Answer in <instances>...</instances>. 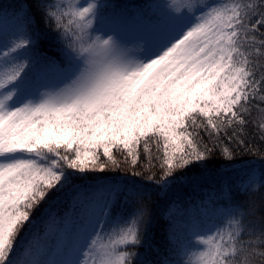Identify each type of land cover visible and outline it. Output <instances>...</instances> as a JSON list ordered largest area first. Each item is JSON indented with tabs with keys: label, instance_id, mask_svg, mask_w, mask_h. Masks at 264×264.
<instances>
[{
	"label": "snow or ice",
	"instance_id": "snow-or-ice-1",
	"mask_svg": "<svg viewBox=\"0 0 264 264\" xmlns=\"http://www.w3.org/2000/svg\"><path fill=\"white\" fill-rule=\"evenodd\" d=\"M105 10L98 2L79 7L46 0L41 12L55 24L58 48L51 57L36 52L38 37L27 14L18 18L16 31L0 34V47L11 45L3 53L10 66L0 65V264H194L191 239L182 242L174 226L167 250H154V217L145 203L151 191L135 177L146 176L158 195H167L177 181L198 183L201 177L194 179L189 168L199 163L206 169L222 135L245 124V105L257 98L264 103V95H257L264 93V65L258 76L257 63L241 51L246 42L256 44L257 34L264 48V32L257 33L264 28V0H187L179 11L165 3L132 37L142 44L139 49L127 47L113 27L89 31L93 18L108 25ZM24 54L27 65L17 63ZM37 60L53 83L31 75ZM141 147L150 163L161 159L159 178L133 172L83 183L90 172L119 168L115 152L136 166ZM234 151L222 149L231 171L213 178L221 193L227 187L229 196L233 189L259 196L258 230L264 235V159L257 177L256 163L235 158ZM257 179L259 193L251 190ZM61 198L71 200L72 218L60 242L33 251L23 234ZM121 200L128 213L119 211ZM256 210L255 201L236 205L227 231L217 227L207 239L191 222L188 230L208 245L196 264H240L237 240L247 229L257 230L254 221L246 223Z\"/></svg>",
	"mask_w": 264,
	"mask_h": 264
},
{
	"label": "trees",
	"instance_id": "trees-1",
	"mask_svg": "<svg viewBox=\"0 0 264 264\" xmlns=\"http://www.w3.org/2000/svg\"><path fill=\"white\" fill-rule=\"evenodd\" d=\"M80 0H63L65 5H75ZM216 0H200L201 4L210 3ZM224 3H248L255 4L259 0H222ZM46 0H0V34L11 33L17 30L18 18L25 14L33 20V30L38 37V45L36 52L40 56H54L58 52L56 43L55 24H49L45 21L41 12V6ZM59 3L60 0H54ZM98 3H103L106 6L104 12V20L113 27L121 35L127 37V42L134 45L138 42L133 41L138 30L144 25L145 18L153 12H162L164 0H97ZM187 0H181L180 10L183 9ZM67 10V9H66ZM15 13V15H14ZM92 28L89 29L91 31ZM264 32V28L257 29V33ZM256 44L245 43L241 46V51L245 52L249 60L257 63V75L260 74L259 65H264V48L259 46L262 37L257 34L255 37ZM4 63V57L2 56ZM27 65L28 55L24 54L23 58L17 61ZM10 66V65H8ZM30 73L40 82L53 83L54 78L46 72L42 64L37 60L33 63ZM264 95V93H259ZM248 111L245 113V124L234 125L227 135H222L220 142L213 148L209 142L208 134L201 133L204 143L213 148V155L208 159L206 169L201 167L199 163L189 168V174L196 179L201 177L198 183H190L188 181H177L171 191L165 195L161 192L159 195L152 187V183L148 182L146 176L135 177L137 180H143L145 185L151 191L150 199L145 200L152 209L154 222L151 230L152 245L154 250L164 253L169 246V233L171 226L176 229V234L182 242L190 239V231L188 225L191 222L203 221L208 226L211 222L219 223L221 231H227L228 222L232 219L229 215L236 205H247L255 201L256 212L254 216L247 217L246 223L255 222L257 230L254 234L251 228L242 233L237 240L236 258L240 264H264V235L259 232V196L256 197L246 195L244 191L233 189L231 196L228 194L227 187L223 193L219 191L218 182L213 178L217 171L230 172L231 168L226 164L227 157L221 155L222 149L228 147L230 150H235L234 155L237 159H245L251 163H256L257 171L259 172L258 162L264 159V103H260L259 99L254 103L245 105ZM237 135L233 139H229L232 133ZM243 141V143H238ZM153 155H155V145L150 144ZM139 156L137 165H131L130 158L126 159L124 154L115 152L114 155L119 163V168L110 167L105 172L99 171L90 172L88 177L83 181L85 185L94 184L98 179H103L105 176L110 179H120L131 177L133 172L146 173L147 175L155 174L157 178L162 174L161 159H153L149 162L147 155L143 152L142 147L138 149ZM162 155V154H161ZM105 159L101 157V160ZM239 167V165H236ZM79 183V181H78ZM251 190L259 193V180L251 185ZM245 209H241L244 211ZM121 213H128L129 207H126L121 200L119 205ZM165 213L167 215H165ZM72 218L71 200L61 198V200L53 206L47 215H40V218L34 221L35 228L31 229L30 233H24V240L30 241L33 249L36 246H41V250L47 247H55L58 241L59 231L64 225L65 220ZM222 222V223H221ZM126 227V225H121ZM107 241V236L103 242ZM23 244L18 246V250ZM141 253L145 249H140ZM255 253V255L253 254ZM151 258L156 257L152 252L148 253Z\"/></svg>",
	"mask_w": 264,
	"mask_h": 264
},
{
	"label": "rangeland",
	"instance_id": "rangeland-1",
	"mask_svg": "<svg viewBox=\"0 0 264 264\" xmlns=\"http://www.w3.org/2000/svg\"><path fill=\"white\" fill-rule=\"evenodd\" d=\"M165 3H167L169 6L171 7H174L176 10H180V7H181V0H164ZM97 0H80L78 1L74 6H79V7H86L88 3H96ZM219 3H224L222 0H216V1H213V2H210L208 4H219ZM197 16L200 15V13H197L196 14ZM106 23V22H105ZM99 27L101 28H106L108 30H111V27H109L108 25H104V24H99V21L98 19L96 18H93L92 19V24H91V28L92 29H98ZM94 35H104L103 32H94L93 33ZM108 35H114V33L112 32H109ZM125 38V40L127 41V37L123 36ZM104 38H107V36H105ZM126 46L127 47H131V48H136V49H139V48H142V44L141 43H136L134 45H130L128 42L126 43ZM11 47V45L9 46V48ZM9 48H3V47H0V65H3L5 67H9L8 65H5L2 61V56H3V53L4 52H7L9 51ZM41 91H44V89H41ZM257 177L259 176V172L257 171L256 173ZM258 180V179H257ZM256 180V181H257ZM70 219V217L68 218ZM65 220V223L63 226H61V229L59 231V238H58V241H57V244L60 242V239H61V236H62V233H63V229L66 227L67 225V220ZM196 223L200 225V228L198 229V231H200L201 235L204 237V239H207L209 236H212V235H215V232L217 230V227H219V223L216 222V221H213L211 222L208 226H206V222H203V221H197L196 220ZM220 228V227H219ZM211 230V232L209 231ZM190 233V239L193 243V247H192V259H193V262L194 264H196V261L199 260V255L202 251H205L207 250L208 248V245L207 244H204L201 240H200V237H197V236H193L191 232ZM189 240V239H188ZM187 240V241H188ZM186 241V242H187ZM56 244V245H57ZM33 251H36V252H39L41 251V246H36L35 249H33Z\"/></svg>",
	"mask_w": 264,
	"mask_h": 264
}]
</instances>
